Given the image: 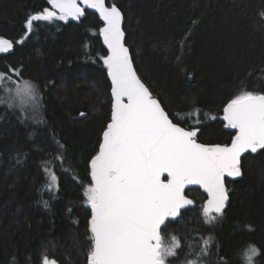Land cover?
<instances>
[{"label":"trees","instance_id":"16d2710c","mask_svg":"<svg viewBox=\"0 0 264 264\" xmlns=\"http://www.w3.org/2000/svg\"><path fill=\"white\" fill-rule=\"evenodd\" d=\"M107 1L122 9L136 69L169 114L199 107L218 118L205 120L197 139L231 142L236 130L224 127L225 103L243 87L264 92V0ZM46 7L47 0H0V37L15 44L0 54V72L19 68L39 93L35 107L0 103V264L12 257L16 264H41L42 255L87 264L90 209L83 190L112 111L111 81L100 59L107 54L103 23L86 11L79 22H36L27 34L26 19ZM8 97L0 88V99ZM59 144L62 167L53 160ZM49 160L58 191L44 187ZM241 166L242 177L227 180L230 201L219 221H203L206 196L190 189L194 206L170 225L193 247L213 237L203 264H242L249 244L261 250L256 264H264V150L243 156Z\"/></svg>","mask_w":264,"mask_h":264},{"label":"snow or ice","instance_id":"6c2138e0","mask_svg":"<svg viewBox=\"0 0 264 264\" xmlns=\"http://www.w3.org/2000/svg\"><path fill=\"white\" fill-rule=\"evenodd\" d=\"M47 3L50 7L26 19L27 34L33 33L36 22L80 21L86 8L95 10L103 21L99 33L107 54L100 59L111 79L114 103L110 122L89 162L90 182L83 190L84 203L90 209L87 264H203L201 257L207 254L213 237H202V246L193 247L170 225L184 219L194 206L195 201L185 192L193 185L207 194L200 207L203 221L214 225L224 216L230 191L226 178L243 175L241 157L245 153L264 150V92L243 87L225 103L224 127L236 130L230 144L201 143L197 139L200 127L205 120L218 117L199 107L169 114L136 72L125 43L120 7L106 0ZM15 43L23 44L24 39ZM14 46L12 40L0 37V54L10 53ZM0 88L9 94L8 100L0 99L8 107L13 106L10 100L35 107L39 99L37 86L24 80L19 68L0 72ZM62 149L64 145L59 144L53 157L61 167L65 160ZM54 168L52 160L46 162L44 187L50 192L59 190ZM43 204L49 206L47 201ZM260 255L261 250L249 244L240 259L242 264H256ZM10 264H16L15 257ZM41 264L58 262L42 255Z\"/></svg>","mask_w":264,"mask_h":264},{"label":"water","instance_id":"95a60500","mask_svg":"<svg viewBox=\"0 0 264 264\" xmlns=\"http://www.w3.org/2000/svg\"><path fill=\"white\" fill-rule=\"evenodd\" d=\"M106 3H108V1L106 0ZM117 5V4H116ZM118 6V5H117ZM119 7V6H118ZM121 9V8H120ZM91 11V12H95V10H92V9H85V13H86V11ZM121 11H122V9H121ZM123 12V11H122ZM96 13V12H95ZM98 14V13H97ZM99 15V14H98ZM124 19H125V16H124ZM72 21H74V20H72ZM102 21V20H101ZM74 22H79V21H74ZM102 23H103V21H102ZM103 27V26H102ZM123 28H124V24H123ZM124 31H125V29H124ZM126 38H127V36H126V31H125V43H126ZM101 39H102V43H103V37H102V35H101ZM103 46L105 47V49H106V51H107V48H106V45H104L103 44ZM126 46L129 48V46L127 45V43H126ZM129 50H130V48H129ZM130 54H131V56H132V53H131V51H130ZM132 59H133V56H132ZM133 65H134V67H135V69H136V66H135V63H134V59H133ZM136 72H137V74H138V76L140 77V79L142 80V82L149 88V86L145 83V81L141 78V76L139 75V73H138V71H137V69H136ZM109 79H110V77H109ZM110 81H111V79H110ZM150 89V88H149ZM151 91V90H150ZM111 96H112V94H111ZM158 98V97H157ZM159 99V98H158ZM114 103V99H113V97H112V104ZM182 126V125H181ZM199 141V140H198ZM199 142H201V141H199ZM201 143H203V142H201ZM206 144H217V143H206ZM219 144H230V142L229 143H219ZM248 153H245L243 156H245V155H247ZM242 156V157H243ZM242 157H241V163H242ZM241 169H242V166H241ZM242 172H243V169H242ZM242 177V176H241ZM241 177H237V178H234V180L235 179H240ZM228 179H233V178H226V184H227V180ZM228 187V186H227ZM194 188H196V189H200V190H202L203 191V189L202 188H200L199 186H196V185H193V186H189V189H194ZM189 189H186L185 190V192H186V195H187V191L189 190ZM203 193H205L204 191H203ZM205 195H206V197H207V194L205 193ZM189 198H191L190 196H189ZM192 199V198H191ZM206 200H207V198H206ZM206 200H205V202H206ZM229 201H230V194H229ZM204 202V203H205ZM227 208V207H226ZM226 210V209H225ZM182 212H183V210H182Z\"/></svg>","mask_w":264,"mask_h":264},{"label":"rangeland","instance_id":"374dc122","mask_svg":"<svg viewBox=\"0 0 264 264\" xmlns=\"http://www.w3.org/2000/svg\"><path fill=\"white\" fill-rule=\"evenodd\" d=\"M38 89V88H37ZM12 96H14V92L11 94ZM26 107L32 106V104H24Z\"/></svg>","mask_w":264,"mask_h":264},{"label":"bare ground","instance_id":"6f19581e","mask_svg":"<svg viewBox=\"0 0 264 264\" xmlns=\"http://www.w3.org/2000/svg\"><path fill=\"white\" fill-rule=\"evenodd\" d=\"M88 11V10H87ZM111 91V90H110ZM175 122V121H174ZM183 126V125H182ZM185 127V126H184ZM202 142V141H201ZM204 143V142H203ZM229 180V179H228ZM194 189H196V188H194ZM190 190V189H189ZM200 190V189H199ZM202 191V190H201ZM203 192V191H202ZM205 194V193H204ZM188 195V194H187ZM206 196V195H205ZM192 198V197H191ZM206 198L207 197H205V200H206ZM193 199V198H192ZM205 200H204V202H205Z\"/></svg>","mask_w":264,"mask_h":264}]
</instances>
